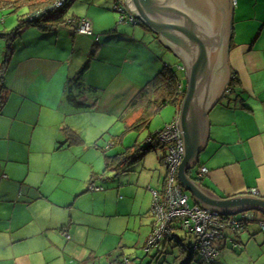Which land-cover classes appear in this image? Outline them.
<instances>
[{"label": "crops", "instance_id": "1", "mask_svg": "<svg viewBox=\"0 0 264 264\" xmlns=\"http://www.w3.org/2000/svg\"><path fill=\"white\" fill-rule=\"evenodd\" d=\"M89 2L91 8L71 18H87L98 44L68 25L45 32L27 25L11 44L0 105V264H122L126 235L146 252L151 190L163 189L165 151L146 175L117 174L105 171L100 153L125 140H99L160 72L155 49H168L142 23L115 22L113 0ZM232 9L226 85L234 75L236 88L225 87L209 111V137L192 175L199 179L206 168L196 183L220 199L251 190L264 198V0H235ZM87 62L88 90L79 101L93 109L75 111L65 89ZM177 115L175 108L162 126ZM68 132L77 142H69ZM90 183L102 190H90ZM236 216L242 227L224 230L225 237L213 242L215 264H264V214ZM167 244L153 248L157 257Z\"/></svg>", "mask_w": 264, "mask_h": 264}, {"label": "water", "instance_id": "2", "mask_svg": "<svg viewBox=\"0 0 264 264\" xmlns=\"http://www.w3.org/2000/svg\"><path fill=\"white\" fill-rule=\"evenodd\" d=\"M159 42L181 63L186 76L185 96L177 115L183 160L178 182L193 201L223 215L257 211L264 214V198L240 195L220 199L190 179L209 137L211 108L230 78L231 0H122Z\"/></svg>", "mask_w": 264, "mask_h": 264}, {"label": "trees", "instance_id": "3", "mask_svg": "<svg viewBox=\"0 0 264 264\" xmlns=\"http://www.w3.org/2000/svg\"><path fill=\"white\" fill-rule=\"evenodd\" d=\"M59 1L63 2L62 5L59 7H55V4H57ZM74 1L75 0H16L13 4H11V6L12 5L15 6L14 7L15 9L25 7L28 11L26 13L27 18L26 19L19 18L18 25L11 32L0 33V38L6 39L7 42L4 51L5 52L4 57L2 61H0V105L2 100L1 98L2 92L5 90L3 85V74L8 66L9 57L13 50V48L11 47L12 42L19 36L20 32L27 25L38 27L39 29L45 32V31L53 30L54 28L60 25H68L71 26L72 28L73 24H75L76 22H79L82 19H87L84 17L83 18L80 17V18H71L70 20L66 21L63 18L67 7L71 5ZM1 8L2 6H0V9ZM114 10L119 14V18L117 21L118 24L124 22L130 23L128 20H124V19L120 22L119 9L114 7ZM130 24L133 25V23ZM141 25L145 27L143 24ZM73 33L77 34L74 31ZM81 36H85V35H81ZM89 37L93 39L96 37L99 40V35L95 34L94 32L93 35ZM88 69H89V62H87L79 71V73L69 81L65 89V100L75 111H88L93 109V103L89 104L87 102L79 101L80 99L79 97L82 96L83 91L88 90L84 83V76L86 75ZM236 82L237 81L233 75L228 83L227 91L235 89ZM185 88H186L185 86L183 87V85H181V81H179V77L177 76L176 71L173 68H171L169 65H164L163 68L160 70V72L157 73L133 98V100L129 103V105L124 110V112L118 117V122L123 123L126 132L140 133L143 130L148 129L151 120L156 115H158L164 107L174 106L175 108H177V112H178L180 104L185 96ZM134 116L136 117L131 121L130 119ZM160 131L161 130L157 131L154 134H150L147 143L144 144L143 146H138L135 144L132 147L127 148L125 151L117 155L114 156L103 155L105 159V171L110 170L117 174L119 173L123 174L125 172H129L132 169V167L135 164L141 162L150 151L156 148H160L164 150V146L161 145L156 138ZM68 134H69L70 143L77 142L78 140L77 135H75L73 132H68ZM114 139L115 140L117 139L118 141L120 140V137L119 138L114 137ZM114 143L115 142L113 141V144ZM109 146L106 148H109ZM102 153H105V151H103ZM198 166H199V162H197L196 166L193 169L187 172V175L195 182L201 180V178L198 179L192 175L193 170ZM90 185L95 186L93 183H90L89 186ZM99 190L102 189L99 188ZM230 220H233V218H230ZM236 221H241V220L238 219ZM226 229H231V228H225L224 230ZM224 230L222 231V239L225 237ZM176 242L182 247L181 248L182 251L179 257H177L172 262V264H188L192 256L190 250L188 252L186 247H184L180 243L179 239ZM165 243H168V241H166ZM159 245L153 248H158L160 247ZM186 245L189 247L190 243L188 242L186 243ZM153 248H149L148 250L146 249L145 250L147 252ZM126 261H130V260L128 258H124L123 260H121V263L127 264ZM215 261L216 258L214 262L211 264H215Z\"/></svg>", "mask_w": 264, "mask_h": 264}, {"label": "built area", "instance_id": "4", "mask_svg": "<svg viewBox=\"0 0 264 264\" xmlns=\"http://www.w3.org/2000/svg\"><path fill=\"white\" fill-rule=\"evenodd\" d=\"M231 1L235 2V0ZM62 3V1H59L55 4V7L61 6ZM122 3V0H116L114 3V7L119 9L120 22L124 19L130 23H135V19L127 14ZM72 28L79 35H93V30L88 19L76 22ZM94 40L96 42L99 41L96 37ZM156 138L164 146L166 174L163 189L151 190L152 207L150 209V216L153 219V224L145 249L148 250L149 248L156 247L166 241H178V237L174 235V232L181 231L185 234V237L180 240V243L183 244L184 241L192 239L188 250L196 254L202 262L211 264L218 255L213 242L222 239V231L226 227L239 230L242 227L243 220L231 221L224 217L212 220L211 216L214 215L211 212L188 203L189 197L177 180L178 165L183 160V148L176 119L165 125ZM206 172L205 168H201L199 176H203ZM89 188L90 190H99V188L93 185H90ZM250 193L251 195H255L256 191L251 190ZM251 218L249 217L247 220H251ZM259 225L263 227L264 222H260ZM126 263L129 264L128 261Z\"/></svg>", "mask_w": 264, "mask_h": 264}, {"label": "rangeland", "instance_id": "5", "mask_svg": "<svg viewBox=\"0 0 264 264\" xmlns=\"http://www.w3.org/2000/svg\"><path fill=\"white\" fill-rule=\"evenodd\" d=\"M16 0H0V6H2V8L0 9V33H9L11 32L17 25H18V19H26V13H27V9L25 7H21L18 9H15V6H11V4H13ZM116 2V0H115ZM103 3V0H102ZM109 5V4H108ZM122 5L124 6V4L122 3ZM125 7V6H124ZM88 8H91V3L89 2V0H75L71 5H69L64 13L63 18L67 21L70 20L72 15H76V16H82L84 11ZM114 8V0L112 2V9ZM126 9V8H125ZM15 10V11H14ZM127 14L131 17H133L135 19V23L133 24H138L140 21H138L135 16L131 15L128 10L126 9ZM114 17H115V22L118 21L119 18V14L118 13H113ZM117 24V23H115ZM31 30H35V29H31ZM87 33V32H86ZM32 33H26L25 36H31ZM87 35V34H86ZM89 37V35L87 36ZM6 39L4 38H0V52L1 51H5V47H6ZM13 43V42H12ZM24 43H28V41L25 39ZM156 55L158 57V66L162 69V67L164 65H169L171 68H173L176 73L177 76L179 77V81H181V85H183V87H186V76L184 73V70L182 69L181 63L174 57V54L172 52H170L169 50H165L162 51L159 48L155 49ZM5 53V52H3ZM3 56L0 57V61H2ZM160 60V61H159ZM228 87V85H226V88ZM174 115L175 114V107L174 106H166L164 107L160 113L158 115H156L150 123V126L148 129L143 130L140 133L137 132H126L124 129V125L123 123H118L115 122L110 129L106 130L104 135L102 137H104L103 140H99L100 143H105L107 141V143L109 142V138L110 137H120L121 141H124L123 144H116L114 146H112L108 151H106L105 153H100V155H107V156H113L119 152H123L124 150L127 149V147H132L133 145H138V146H143L144 144L147 143L148 137L150 134H154L157 131L161 130V128L163 127L162 125L165 123V119L169 114ZM85 125V123H81L80 124V129ZM162 126V127H161ZM161 127V128H160ZM104 145V144H102ZM123 145V146H121ZM163 154V150L160 148H156L152 151H150L145 158L143 159V161L139 162L138 164L134 165V167L131 169L130 174L135 173L137 175H139L140 173L143 172V174L146 175V172H149L147 169L150 168V164H154L156 165L158 163V158H160ZM102 155V156H103ZM142 165H144V168H142ZM165 171H166V167ZM159 169V168H158ZM136 171V172H135ZM156 172V170H154ZM111 174H108L107 178H110V180L113 178L114 175H112V172H109ZM105 175V174H103ZM117 178V177H116ZM103 180H106L104 177L100 178ZM117 180V179H116ZM100 181V180H99ZM100 182H104V181H100ZM136 188V186H134ZM251 195V194H249ZM121 196L124 198V196L121 194ZM188 203L190 205L194 204L195 202L193 201V199L189 196V200ZM152 207V197H151V204H150V209ZM111 208H113V206H111ZM150 209H149V213H150ZM149 215V214H148ZM145 216V215H143ZM129 217V216H128ZM149 217L151 218H147L146 219V226H149V220H152V217L149 215ZM237 217L235 216H230V218H234ZM140 217H131V222H135V220H139ZM118 220H120L119 218H115L113 219V222H118ZM132 225V223H131ZM177 225V224H175ZM134 227V226H133ZM119 227L116 226L113 228L114 231L118 230ZM132 230H134L133 228H131ZM131 230V234H137V228L135 231ZM133 232V233H132ZM174 235L177 236L179 239L185 237V234L181 231H175ZM130 238L128 235H126V237H124L123 239V244L126 248H125V252L124 255L125 257H127L131 264H172V262L174 261V257L179 256L181 254V247L179 244H177L175 241H173L172 243H168L167 247H166V251L164 252V254H160V257H157V250L156 249H152L151 251H143L142 248L137 249L133 247V243L130 242ZM92 243L93 244H97L96 239L93 238L92 239ZM163 245V244H161ZM160 245V246H161ZM121 253V252H120ZM99 259V258H98ZM100 260V259H99ZM192 260V261H191ZM188 264H200L199 261V257L194 254L193 258L191 259ZM101 261V260H100ZM204 264V263H201Z\"/></svg>", "mask_w": 264, "mask_h": 264}, {"label": "bare ground", "instance_id": "6", "mask_svg": "<svg viewBox=\"0 0 264 264\" xmlns=\"http://www.w3.org/2000/svg\"><path fill=\"white\" fill-rule=\"evenodd\" d=\"M176 120H177V117H176ZM201 169V168H200ZM199 169V170H200ZM206 169V168H205ZM206 174V173H205ZM204 174V175H205ZM198 176H199V171H198ZM203 176H200L199 178H202ZM191 179V178H190ZM177 180H178V176H177ZM180 185V184H179ZM200 185V184H199ZM182 188V187H181ZM184 191V190H183ZM187 195H188V197L190 196L189 195V193L188 192H186V191H184ZM256 195V194H255ZM191 197V196H190ZM192 205H197V206H199V207H201L199 204H197V203H194V204H192ZM202 208V207H201ZM206 210V209H205ZM208 211V210H207ZM210 212V211H209ZM211 213L214 215V216H211V219L212 220H217V219H219V218H222V217H224V218H228V217H230V216H233V215H223V214H218V212H216V211H211ZM229 219V218H228ZM152 222H153V219H152ZM153 224V223H152ZM151 233V232H150ZM150 235V234H149ZM149 237V236H148ZM179 239V238H178ZM182 238H180L179 240H181ZM147 240H148V238H147ZM174 240H172V241H168V243H171V242H173ZM191 241H192V239H190V240H188V241H184V243L182 244L184 247H186V249H187V251L189 252V250H188V248L191 246ZM176 242V241H175ZM190 243V246L188 247L187 245H186V243ZM147 243V242H146ZM165 242H162V244H164ZM177 243V242H176ZM161 244V243H160ZM178 244V243H177ZM146 246V245H145ZM181 247V246H180ZM182 248V247H181ZM192 255H194V253H191ZM191 259H192V256H191ZM129 262V264H131V262L130 261H128Z\"/></svg>", "mask_w": 264, "mask_h": 264}]
</instances>
